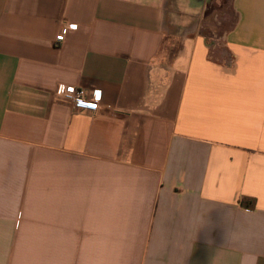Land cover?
Returning a JSON list of instances; mask_svg holds the SVG:
<instances>
[{
	"label": "crops",
	"instance_id": "1",
	"mask_svg": "<svg viewBox=\"0 0 264 264\" xmlns=\"http://www.w3.org/2000/svg\"><path fill=\"white\" fill-rule=\"evenodd\" d=\"M227 1L0 0V264H264V0Z\"/></svg>",
	"mask_w": 264,
	"mask_h": 264
},
{
	"label": "built area",
	"instance_id": "2",
	"mask_svg": "<svg viewBox=\"0 0 264 264\" xmlns=\"http://www.w3.org/2000/svg\"><path fill=\"white\" fill-rule=\"evenodd\" d=\"M68 32V27L63 26L61 32L56 36V45H61L65 40V35ZM58 97L66 102H70L75 113L89 114L96 113L100 109L99 91H94L90 96L84 88H77L70 85H59L57 88Z\"/></svg>",
	"mask_w": 264,
	"mask_h": 264
},
{
	"label": "rangeland",
	"instance_id": "3",
	"mask_svg": "<svg viewBox=\"0 0 264 264\" xmlns=\"http://www.w3.org/2000/svg\"><path fill=\"white\" fill-rule=\"evenodd\" d=\"M227 6H228V9H227V16L226 17H223L222 20L224 22V24L226 23V26L227 27H230L232 25V23L234 22L235 20V17L232 15V10L230 9V0L227 1ZM210 19V22L206 23L205 25H212L213 23H215V21H213V18H209Z\"/></svg>",
	"mask_w": 264,
	"mask_h": 264
}]
</instances>
